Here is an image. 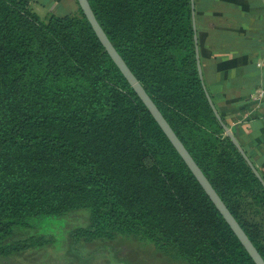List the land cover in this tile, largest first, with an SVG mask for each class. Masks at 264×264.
I'll list each match as a JSON object with an SVG mask.
<instances>
[{
  "label": "trees",
  "instance_id": "trees-1",
  "mask_svg": "<svg viewBox=\"0 0 264 264\" xmlns=\"http://www.w3.org/2000/svg\"><path fill=\"white\" fill-rule=\"evenodd\" d=\"M89 1L264 258V184L210 102L192 0ZM85 212L72 236L98 251L130 237L186 264H256L79 4L42 18L0 0V264L49 243L17 229Z\"/></svg>",
  "mask_w": 264,
  "mask_h": 264
},
{
  "label": "crops",
  "instance_id": "crops-1",
  "mask_svg": "<svg viewBox=\"0 0 264 264\" xmlns=\"http://www.w3.org/2000/svg\"><path fill=\"white\" fill-rule=\"evenodd\" d=\"M41 17L77 0H30ZM203 77L220 114L264 176V0H195Z\"/></svg>",
  "mask_w": 264,
  "mask_h": 264
},
{
  "label": "rangeland",
  "instance_id": "rangeland-1",
  "mask_svg": "<svg viewBox=\"0 0 264 264\" xmlns=\"http://www.w3.org/2000/svg\"><path fill=\"white\" fill-rule=\"evenodd\" d=\"M48 15L42 17L46 18ZM89 214H77L62 220L47 221L36 229H17L15 239L22 240L32 236H43L49 240L42 247L29 248L17 254L19 264H186L178 259L169 258L154 246H149L130 237L114 242L112 249L98 251L94 243L73 239L72 230L88 227ZM119 249L117 251V249Z\"/></svg>",
  "mask_w": 264,
  "mask_h": 264
},
{
  "label": "water",
  "instance_id": "water-1",
  "mask_svg": "<svg viewBox=\"0 0 264 264\" xmlns=\"http://www.w3.org/2000/svg\"><path fill=\"white\" fill-rule=\"evenodd\" d=\"M79 6L81 7L82 11L86 15L87 19L91 23L93 29L95 30L97 36L99 37L100 41L104 45L106 51L110 54L116 65L119 67L125 78L128 80L130 85L133 87L135 92L139 95V97L142 99V101L146 104L149 111L153 115V117L156 119V121L159 123L163 131L166 133L170 141L173 143L175 148L178 150L188 167L191 169L193 174L198 179L199 183L202 185L206 193L209 195L213 203L216 205L218 210L221 212L225 220L228 222V224L231 226L235 234L238 236L244 247L247 249L253 260L256 264H264V258L261 255L258 248L255 246L253 241L250 239L246 231L243 229L239 221L236 219V217L233 215V213L230 211L224 200L221 198L219 193L216 191V189L213 187L212 183L208 179V177L205 175L202 168L198 165L190 151L187 149L183 141L180 139V137L177 135L173 127L170 125L166 117L163 115L157 104L154 102V100L151 98L149 93L146 91L143 84L140 82V80L137 78V76L134 74V72L131 70L125 59L121 56L113 42L108 37L107 33L105 32L104 28L100 24L99 20L96 17V14L91 6V3L89 0H77ZM192 12H193V25H194V31H195V41H196V52H197V58H198V67L200 71L201 77H203L202 73V65L200 60V54H199V45H198V39H197V26H196V17H195V0H192ZM210 102L212 106L214 107V111L219 118L221 124L223 125L226 134L232 139V141L236 144V146L239 148L240 152L243 154L253 171L256 173V175L260 178L262 183L264 184V178L257 169V167L254 165L253 161L249 157V155L246 153L244 148L241 146L238 138L236 137L234 131L228 126L226 122L223 121L220 112L218 111L217 107L215 106L213 100L209 96Z\"/></svg>",
  "mask_w": 264,
  "mask_h": 264
},
{
  "label": "built area",
  "instance_id": "built-area-1",
  "mask_svg": "<svg viewBox=\"0 0 264 264\" xmlns=\"http://www.w3.org/2000/svg\"><path fill=\"white\" fill-rule=\"evenodd\" d=\"M264 95V91L262 93H260V96Z\"/></svg>",
  "mask_w": 264,
  "mask_h": 264
}]
</instances>
